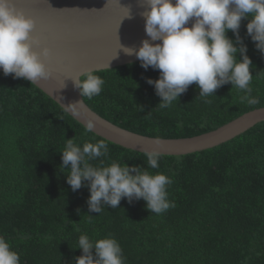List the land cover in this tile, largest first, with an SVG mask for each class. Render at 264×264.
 <instances>
[{
	"label": "trees",
	"instance_id": "obj_1",
	"mask_svg": "<svg viewBox=\"0 0 264 264\" xmlns=\"http://www.w3.org/2000/svg\"><path fill=\"white\" fill-rule=\"evenodd\" d=\"M247 23L242 20L240 36L252 60L255 105L242 102L245 93L230 83L207 103L194 83L161 109V98L146 82L158 79L159 70H145L140 61L94 72L104 79L103 90L84 101L108 121L144 136L180 139L215 131L264 107V55L246 35ZM227 35L235 39L231 31ZM67 139L82 147L103 138L85 132L34 84L0 72V236L21 264H75L82 234L93 241L116 239L124 264H264V122L213 149L162 155L158 169L147 165L143 153L103 139L108 154L92 165L118 162L171 178L167 192L175 207L159 215L143 199L126 198L118 208L89 212L88 187L73 191L66 182L70 169L61 166Z\"/></svg>",
	"mask_w": 264,
	"mask_h": 264
},
{
	"label": "clouds",
	"instance_id": "obj_2",
	"mask_svg": "<svg viewBox=\"0 0 264 264\" xmlns=\"http://www.w3.org/2000/svg\"><path fill=\"white\" fill-rule=\"evenodd\" d=\"M147 10L145 32L149 39L136 48L124 47L126 55H135L141 67L159 70L158 79H147L161 98V109L188 90L192 84L199 88V97L210 103L207 97L215 95L225 84L243 91L242 102L259 103L252 96V60L247 55V45L240 36L243 19H248L246 35L256 49L264 55V0H142ZM129 16V14L127 15ZM130 18V16H129ZM189 21H192L188 27ZM35 21L18 10L14 0H0V69L5 76L22 78L31 84L48 80L52 76L45 60L51 50L40 47V40L33 35ZM231 31L235 39L229 38ZM36 48H40L36 51ZM239 53L240 59L237 58ZM43 57L44 59H41ZM83 79L73 80V86L89 99L100 95L105 81L93 71L83 74ZM80 102L62 106L74 117L82 115ZM95 123L85 118V132H93ZM159 144V138L155 139ZM108 143L101 139L96 143L85 142L82 147L73 139H67L62 153V167L70 169L67 184L73 191L82 186L89 189L87 199L89 212L101 213L104 206L118 208L122 199L129 203L143 199L146 208L154 214H162L175 207L169 201L167 187L172 183L169 176L127 164L112 162L108 166L90 163L108 154ZM147 165L159 168L162 153L153 148L145 150ZM82 254L75 264H124L122 248L116 239L105 237L91 240L87 234L80 235L78 246ZM0 264H21L19 253L12 249L4 236H0Z\"/></svg>",
	"mask_w": 264,
	"mask_h": 264
},
{
	"label": "water",
	"instance_id": "obj_3",
	"mask_svg": "<svg viewBox=\"0 0 264 264\" xmlns=\"http://www.w3.org/2000/svg\"><path fill=\"white\" fill-rule=\"evenodd\" d=\"M14 3L35 21L33 35L39 38L40 47L51 50L45 63L52 76L34 85L60 107L81 101L80 117L67 113L83 126L85 118L92 119L93 133L109 142L143 154L146 149L155 148L165 156H184L218 147L264 122L262 107L215 131L191 138H159L158 145L154 137L119 127L87 105L73 80L82 79L87 71L99 72L140 61L135 55H126L120 45L138 49L143 40H150L145 32L142 13L147 8L142 0H14Z\"/></svg>",
	"mask_w": 264,
	"mask_h": 264
}]
</instances>
